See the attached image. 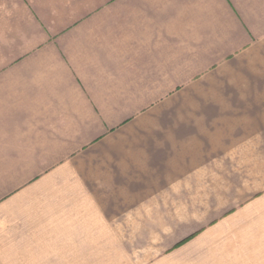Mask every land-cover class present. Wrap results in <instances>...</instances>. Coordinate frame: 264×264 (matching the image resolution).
Wrapping results in <instances>:
<instances>
[{
    "label": "crops",
    "instance_id": "0c3cea01",
    "mask_svg": "<svg viewBox=\"0 0 264 264\" xmlns=\"http://www.w3.org/2000/svg\"><path fill=\"white\" fill-rule=\"evenodd\" d=\"M151 238L264 264V0H0V264Z\"/></svg>",
    "mask_w": 264,
    "mask_h": 264
},
{
    "label": "rangeland",
    "instance_id": "374dc122",
    "mask_svg": "<svg viewBox=\"0 0 264 264\" xmlns=\"http://www.w3.org/2000/svg\"><path fill=\"white\" fill-rule=\"evenodd\" d=\"M142 238H134V244H138L141 242ZM119 248L123 251H119L118 253H110V252H103L101 254L100 262H97L96 264H148L151 260L156 258L159 255V247L154 245L152 238L150 241V246L145 251H140L141 246L135 247L138 250L134 253L125 252V243L122 242V240H119ZM147 240L144 243H148ZM121 246V247H120ZM158 249V251H157ZM60 255V254H59ZM62 256V255H61ZM60 256V257H61ZM36 264H69L66 261H63L61 259H49L47 254L39 253V261ZM72 264H77L72 263Z\"/></svg>",
    "mask_w": 264,
    "mask_h": 264
}]
</instances>
